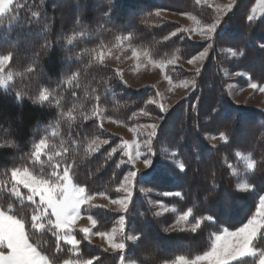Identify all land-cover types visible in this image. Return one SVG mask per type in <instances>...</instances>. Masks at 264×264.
Listing matches in <instances>:
<instances>
[{
  "label": "trees",
  "instance_id": "16d2710c",
  "mask_svg": "<svg viewBox=\"0 0 264 264\" xmlns=\"http://www.w3.org/2000/svg\"><path fill=\"white\" fill-rule=\"evenodd\" d=\"M256 1L237 0L220 24L213 51L199 71L196 89L165 114L149 102L155 95L153 86L134 88L116 68L89 61L112 47L117 36L129 32L134 34L130 44L147 47L155 58L174 53L188 58L202 49L204 42L192 41L185 32L166 40L178 25L165 21L158 11H192L207 20L212 19V9L198 6L196 0H14V5H24L16 13L19 20L12 24L5 20L0 26V54L13 52L9 68L14 74L8 88L0 85V145L12 142L0 147V181L8 179L5 172L14 160L19 163V158L30 152L35 141L48 136L56 151L61 150L62 141L63 146L70 147L76 161L74 183L84 186L89 194L118 197V189L133 165L121 146L124 138L101 127L100 122L104 117H112L133 125L139 122L136 114L140 109L159 116L165 114L154 137L155 167L144 172L147 175L141 174V179L137 178L128 211L96 206L84 212L97 221V232L108 231L125 216L123 238L139 233L147 237L139 247L127 242L125 255L140 264H163L176 256L193 258L207 251L211 234L246 223L255 212L259 195L264 193V169L258 168L253 175L247 171V161L236 155L239 151L257 161L264 159V109L233 100L226 74L227 69L244 71L248 76L237 79L246 84L264 85V48L260 47L264 44V15L248 19ZM68 11H72L70 17L62 19ZM32 12L41 13L39 20L31 16ZM130 13L132 19L127 21ZM69 37L73 38L70 45ZM46 41L50 48L42 47ZM227 48L243 49L245 54L232 57L222 51ZM77 70L81 73L78 89L60 83ZM190 74L185 70L178 76L172 73L170 76L181 80ZM44 88L55 90L54 100L44 104L34 102ZM72 91L77 92L76 97L71 95ZM96 95L101 96L104 114L83 121L81 113L91 115ZM56 100L60 101L59 107ZM73 105L76 119L69 121L67 112ZM222 131L228 134L229 141L214 144L210 137ZM92 140L97 144L104 140L108 143L102 144L98 152L87 154ZM112 148H117V152L109 157ZM173 152L175 157L171 155ZM180 161L185 163L184 171L177 167ZM244 179L255 186V191L237 190L236 185ZM164 192H181L182 197L164 196ZM154 199L174 206L177 211L154 215L158 212V206L152 203ZM9 204L11 214L24 217L30 242L53 264L93 256H99L103 264L119 263L116 252H108L81 235L78 254L63 241L57 248L56 238L50 232L41 234L31 230L28 202L22 205L19 200L0 197L4 210L9 209ZM189 207L196 216L211 215L214 220L205 221L196 232L188 230L190 225L165 231ZM152 241L157 244L147 248Z\"/></svg>",
  "mask_w": 264,
  "mask_h": 264
},
{
  "label": "snow or ice",
  "instance_id": "6c2138e0",
  "mask_svg": "<svg viewBox=\"0 0 264 264\" xmlns=\"http://www.w3.org/2000/svg\"><path fill=\"white\" fill-rule=\"evenodd\" d=\"M200 3V0H196ZM24 5L16 3L14 5V0H0V26H3L5 20L9 24L17 22L19 20L16 14L20 8ZM233 4L228 5H216L215 10L217 12V17L212 21V23L205 25L200 29L201 38L206 41H214L218 37V29L221 24L222 16H226L228 11L231 10ZM186 15H190L186 13ZM31 16L35 20H39L41 16L40 12H32ZM195 19V18H193ZM249 21L253 20V16L248 17ZM31 21H29V24ZM79 23V21H78ZM46 27V26H45ZM178 31H190L187 29ZM81 33L80 35H83ZM133 33L129 32L126 36H117L116 41L118 43L122 41L131 42L133 39ZM176 33H170L171 36H175ZM72 37H69L67 43L70 45L72 43ZM47 49L51 47L49 42H45L42 46ZM100 47H103L101 44ZM212 44H209V48ZM264 48V44L260 45ZM208 49L200 52L198 56H193L188 60L189 64H192L197 59H202L207 55ZM226 51L232 57L243 56L244 50L239 48H227L222 49ZM133 56H136V49L132 48ZM13 59V52L7 51L5 54H0V85L8 88L9 81L12 80V74L9 72L6 76L3 74L6 68L10 66V62ZM98 63L100 65L104 64V55L100 54L90 60L92 62ZM174 60L169 61V63H174ZM163 62H161V67H163ZM34 69H29L33 71ZM118 71V70H117ZM199 72V69H197ZM227 74V73H226ZM81 75L80 71H74L70 75L66 76L64 81L60 83H67L72 85L74 88H79L78 78ZM165 79L171 78L167 75ZM194 88L195 81L191 82ZM59 86V85H58ZM250 87L256 88V84H251ZM264 91V88L261 89ZM55 90H49L44 88L39 92L36 100L40 104L46 102L51 103L54 100ZM19 96V94H17ZM71 95L73 97L77 96L76 91H72ZM95 104L91 115L81 113V118L83 121H88L94 117L102 116L103 109L101 107V96L96 95L94 97ZM155 103V101H150ZM56 106H60V101H55ZM163 110V105L160 106ZM76 106L73 105L72 108L68 109L67 119L69 121H74L76 117L73 115ZM144 113L143 109H140ZM147 115V113H144ZM62 115H64L62 113ZM135 115V113L133 114ZM71 127V124H69ZM102 127V124H101ZM141 127H147L151 130L148 132V139L145 142L147 145L148 152L151 153V139L157 135V125H145ZM215 139V137H213ZM219 139L222 142L227 143L229 141V136L226 132L222 131L219 133ZM0 145V147L7 146ZM63 141L61 142V150L56 151V146L50 143L48 136H43L39 140L32 144V148L29 153L25 154L19 158V163L15 160L12 163V167L6 170L5 175L8 176L7 180L0 181V197L6 196L9 200L15 199L19 200L23 205L24 202H28L31 206V217L29 220L31 230L33 232H39L41 234L50 232L55 238L57 243V248L60 246V242L63 241L67 245H70L72 250H75L78 254V248L81 244V239H77V236L73 229L74 222L80 216L81 205L94 199L97 194H89L87 189L80 184L73 182V176L75 175L76 161L72 156L70 147L63 146ZM75 143V141H73ZM108 141H101L97 144L95 140H92L88 144L86 150L87 154H92L98 152L102 144H107ZM14 146V145H13ZM120 147V146H117ZM129 147L127 142H123V149ZM215 147V145H213ZM117 152V148H112L108 156L111 157ZM128 155V162L134 163L136 158H139L142 154L139 151V146H136L135 156L131 152L126 153ZM173 157L176 153H171ZM237 156L241 153L238 151ZM247 160V171L253 175L258 170V168L264 169V159L257 161L251 157V155L245 157ZM145 167L151 171L155 167L153 160L150 158H145ZM119 166V165H117ZM151 166V167H150ZM177 167L180 171L185 170V163L180 161L177 162ZM232 168V165H228ZM233 174H235V169H232ZM137 171H130L124 177V183L121 184L120 188L124 189L127 194L119 199L112 200L111 203L120 206V209L124 212L128 211L129 203L131 202L132 193L129 191L130 188L134 186ZM147 175V173H144ZM237 190L244 191H255V186L250 183L247 179L242 180L236 185ZM120 189H118L119 191ZM141 191H150L141 189ZM100 196H104V193H98ZM164 196H174L182 197L181 192H164ZM165 211L168 208L160 202H156ZM11 205L9 204V209L4 210L3 206L0 205V264H53V261L49 259L48 256L44 255L38 250V246L30 243V233L25 231V220L24 217L17 218L16 215H10ZM171 211L176 212L177 209L173 206ZM159 212H155L154 215H159ZM143 215V214H142ZM88 220L91 226H95L97 221L93 219L92 216H88ZM214 217L208 216H196L194 214L193 208L189 207L184 211H181L175 224L170 228L165 229V231H175L177 225L183 223L185 225H190L188 230L196 232L201 228V225L205 222H212ZM125 222V217H120L121 231H123V225ZM79 231L84 234L83 239H89L91 234L98 235L102 238H106L109 247L113 252H116L119 256V264H138L136 260L131 259L130 255H125L127 249V242L131 241L134 247H139L142 240H147V237L143 233L130 234L116 242L114 239L115 229L112 233L108 232H95L92 233L91 228L84 227L80 228ZM211 245L207 251L202 254L196 255L189 259L183 255L176 256L170 264H264V194H260L258 198V203L255 208V212L247 219L241 227L235 229L234 231H229L228 229H223L221 232L212 233ZM226 237H231V240H227ZM223 241V242H222ZM63 264H103V261L99 256H93L90 259H77V260H64ZM163 264H169L168 261H164Z\"/></svg>",
  "mask_w": 264,
  "mask_h": 264
},
{
  "label": "rangeland",
  "instance_id": "374dc122",
  "mask_svg": "<svg viewBox=\"0 0 264 264\" xmlns=\"http://www.w3.org/2000/svg\"><path fill=\"white\" fill-rule=\"evenodd\" d=\"M230 3L233 4V7L231 8L230 11H228V14L235 7L237 0H200V3H197L198 6L213 10L212 19L211 17L208 18V16L206 15V19L208 18L207 20H204L200 14H197L192 11H182L181 12V11H174V10H167V9H161L158 11V16H161L162 18H164L165 21H172L178 25L174 31L176 34L185 32L191 38L192 41L204 42V44L202 45V49H200L199 51H197L196 53H194L192 56L188 58L180 57V55H178L177 53L170 54L165 58H155L150 54V51L147 47H137V46L134 47L127 41H122L120 43H118L117 41H114L113 42L114 45L112 47H109L106 51L101 52V54L104 55V64H106L107 66H112L116 68L118 71H120L123 75V78L127 80L128 83H130V85L133 86L134 88L139 89V88H146L148 86H153L155 95H152L149 98V102L155 101V103H152V104L158 107L163 105V110L162 109L161 110L165 114H167L171 112L178 105V103H180L182 100L188 97L196 89L197 78L199 75V72H197V69H199L200 71L206 65L208 58L210 57L213 51V46L209 48V44L213 45V41H206L203 38H201L200 29L203 28L205 25L212 23V21L216 19L217 17V12L215 10L216 5L223 6V5H228ZM203 12H205V10ZM186 13H189L190 15H186ZM208 13L211 15L210 11ZM71 14H72V11L65 12V15L61 16V18L62 19L68 18L70 17ZM205 14H207V12ZM262 15H264V0H257L252 10V16L254 18H258V17H261ZM226 16H222L221 23L222 21H224ZM126 19L127 21H130L132 19V14L130 13ZM184 29H187L190 31H178V30H184ZM132 48L136 49V53H137L136 56H133ZM205 49H208V51H207V55L204 58L197 59L192 64L188 63L189 59H191L193 56H198V54L200 52H203ZM171 60H174L175 62L169 63V61ZM161 62H163V65H164L163 67H161ZM12 70L13 69L9 68L8 66L3 75L6 76L9 72L12 74L11 72ZM185 70L188 72H191L190 76H187L188 78H181V80H179V79H176L177 77L173 78L170 76L171 73L178 76L182 74L183 71ZM166 75L171 78V82L169 81V79H165ZM247 76L248 74L244 71H234V70L227 69V77L229 78L227 87L229 89V93L231 97L238 104L264 109V91H261V89L264 88V85L257 84L254 82H250L246 84L242 80L237 79V77H247ZM13 81H14V74H12V80H10V82H13ZM192 81H195L196 86L194 88L191 85ZM251 84H256L257 87L252 88L250 87ZM144 113H147V115H145ZM144 113H142L141 111L137 112L136 115L139 117L138 119L139 122L133 125L126 124L112 117H104L102 121L100 122L109 131L122 136L124 138L123 142L128 143L129 147L127 149H124L125 154L127 152H131V154L135 156L136 146L137 145L139 146V151L142 155L139 158H136L134 163H130L131 165H133L132 166L133 168L128 170V172L137 171L138 174H137L136 180L137 178L138 179L140 178L141 174H144V172L149 171V169L146 168L144 164L145 158L152 159L153 163L155 159L154 157L155 152L153 148L154 147V137L151 139V153L148 152L147 145L145 143L148 139V132L151 129L147 127H141V126L156 124L158 126L157 127V131H158L159 127L163 123L164 115H165V114H162V116H159L154 113H149L148 111H144ZM213 137H215V139H213ZM210 140L214 144L222 142L219 139V135L211 136ZM123 142L121 143V146H123ZM165 152H168V150L166 149ZM126 156L128 159L127 154ZM247 156L249 155L241 154L240 158H242V160L245 161L246 160L245 157ZM136 180H135L134 186L129 189V191H131L132 193L131 202L133 200V194H134L133 191L135 188ZM122 183H124V180ZM119 191H120V196L118 197L112 198L107 194H105L104 196H100L97 194L94 196V199L81 205L80 216L73 224V229L77 236V239L80 238V235L82 237L84 236V234L79 231L80 228L89 227L91 228L92 233L97 232L95 230L96 225L94 227L91 226L88 220V216H92V215L85 213L84 212L85 210L87 209L89 210V208H93L96 206H102V207L109 208L113 211H122L119 205L111 203L112 200L122 198L127 194V192L122 188H120ZM147 192H151V191H147ZM131 202L129 203V206ZM156 202L158 201L157 200L155 201L154 199L152 203L158 206ZM159 202L160 204L168 208V210L165 211L164 208H161L158 206L159 213L165 214L171 211L173 206L165 205L161 201ZM9 214L13 215L10 212ZM93 219L95 218L93 217ZM177 227L185 228L186 226L185 224L181 223L177 225ZM113 229L116 230L114 233V239L116 242H119L121 239H123L122 234L125 232V222L123 225V231H121V224H120V218H119L117 223L113 227H111L108 231H105V232L112 233ZM223 229H228L229 231L235 230V229H230L227 227H224ZM25 231H26V226H25ZM226 239L231 240L232 238L226 237ZM87 241L99 245L100 247L104 248L108 252L114 253L112 249L109 247L108 241L106 238H102L98 235L91 234L89 239H87ZM156 244H157L156 241H152L149 245L146 244L147 245L146 247L149 248ZM78 252H79V248H78ZM171 261H168L169 264ZM60 264H63V262Z\"/></svg>",
  "mask_w": 264,
  "mask_h": 264
}]
</instances>
